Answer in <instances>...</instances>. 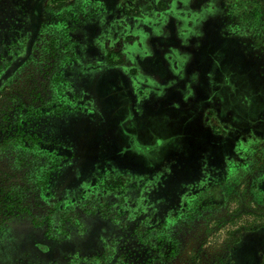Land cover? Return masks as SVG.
Listing matches in <instances>:
<instances>
[{
  "label": "rangeland",
  "instance_id": "1",
  "mask_svg": "<svg viewBox=\"0 0 264 264\" xmlns=\"http://www.w3.org/2000/svg\"><path fill=\"white\" fill-rule=\"evenodd\" d=\"M257 8L0 0V264H264Z\"/></svg>",
  "mask_w": 264,
  "mask_h": 264
},
{
  "label": "trees",
  "instance_id": "2",
  "mask_svg": "<svg viewBox=\"0 0 264 264\" xmlns=\"http://www.w3.org/2000/svg\"><path fill=\"white\" fill-rule=\"evenodd\" d=\"M253 2H255L258 5V8L257 9H260V10L258 11L257 14L256 13H253V14L252 13H249V14H247V16H249V18H250L251 15H252L253 18H256V19L257 18H261L262 20H264V0H253ZM239 40L241 42L243 39H239ZM258 46H260V45H258ZM258 46L256 45V49L258 48ZM259 57H261V56H259Z\"/></svg>",
  "mask_w": 264,
  "mask_h": 264
},
{
  "label": "flooded vegetation",
  "instance_id": "3",
  "mask_svg": "<svg viewBox=\"0 0 264 264\" xmlns=\"http://www.w3.org/2000/svg\"><path fill=\"white\" fill-rule=\"evenodd\" d=\"M119 76L121 77V75H119ZM122 79H123V82H124L123 84H124V86H125V90L127 89V91H129V93H130V95H131V97H130V99H131L132 96L134 97V94H133V91H132L131 89H129V88L131 87V86H130V81H129L128 77L126 78L125 76H124V77L122 76ZM122 79H120V83L118 84V86L120 87V91H121V88H122L121 85H120L121 82H122V81H121ZM125 81L127 82V84L125 83ZM127 87H129V88H127ZM120 105H121V104L118 102V107H119V108H121ZM207 108H208V107H207ZM207 108H206V111H207ZM120 110H121V109H120ZM208 112H209V111H208ZM209 113H210V112H209ZM119 128H120V127H119ZM120 129H121V128H120ZM119 132H120V131H119ZM124 136H125V135H124ZM127 136H130V135H126V137H127Z\"/></svg>",
  "mask_w": 264,
  "mask_h": 264
},
{
  "label": "crops",
  "instance_id": "4",
  "mask_svg": "<svg viewBox=\"0 0 264 264\" xmlns=\"http://www.w3.org/2000/svg\"><path fill=\"white\" fill-rule=\"evenodd\" d=\"M212 101L214 102V100H212ZM216 103H217V102H216ZM190 107H191V106H189L188 108H190ZM216 107H218V106L216 105ZM200 121H201V119H200ZM204 122H206V121L204 120ZM204 122H203V123H204Z\"/></svg>",
  "mask_w": 264,
  "mask_h": 264
}]
</instances>
